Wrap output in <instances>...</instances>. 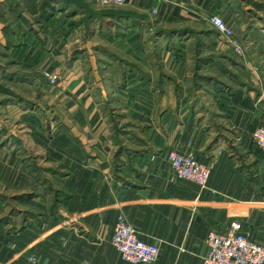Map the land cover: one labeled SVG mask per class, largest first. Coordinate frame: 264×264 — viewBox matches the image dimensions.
Wrapping results in <instances>:
<instances>
[{"label": "crops", "instance_id": "0c3cea01", "mask_svg": "<svg viewBox=\"0 0 264 264\" xmlns=\"http://www.w3.org/2000/svg\"><path fill=\"white\" fill-rule=\"evenodd\" d=\"M189 1L126 0L120 13L88 19V38L95 23L100 30L116 28L103 39L120 47L139 44L141 35L134 33L151 31L150 51L129 55L133 64L90 43L95 59L120 66L114 78L97 79L103 82L99 91L111 93L103 104L109 116L94 106L89 116L76 118L87 131L73 127L60 135L66 146L55 153L47 178L36 183L28 174L24 190L10 191L14 200L39 209L26 213L23 228L10 215L8 224L20 225L15 230L0 216V264H127L110 243L120 214L142 241L159 246L155 264H202L207 234L234 226L264 245V154L251 138L264 125V49L258 51L264 43L248 32L242 56L218 45L207 51L202 25L185 14ZM50 2L45 21L55 11L69 15L68 29L85 27L74 4ZM84 40L78 34L63 39L69 45ZM171 150L191 153L209 168L205 189L172 178L166 161ZM6 163L9 175H25L15 155ZM32 188L38 192L27 191Z\"/></svg>", "mask_w": 264, "mask_h": 264}, {"label": "rangeland", "instance_id": "374dc122", "mask_svg": "<svg viewBox=\"0 0 264 264\" xmlns=\"http://www.w3.org/2000/svg\"><path fill=\"white\" fill-rule=\"evenodd\" d=\"M50 1L0 0V216L5 217L6 227L13 230L20 225L8 224L10 215H16L17 223L23 228L24 222L27 223L24 216L29 211L36 212L39 204L27 205L23 203V198L14 200L10 191L18 193L24 190V177L28 174L36 179V183L40 177L47 178L45 173L56 166L55 153L66 146L60 135L73 127L80 132L87 131V125L81 124L78 128L76 118H86L94 106L102 108L101 115L109 116L104 108L107 106L103 104L109 99L106 95L111 97V93L99 91L103 82L97 79L100 75L114 78L120 66L115 62L104 65L95 59L90 43L104 46L133 64L136 62L130 58L133 53L150 51L148 38L152 34L148 30L134 33V36L141 35L139 44L130 41L131 44L120 47L103 39L104 34L118 32L116 28L100 30L95 23L92 29L96 27V30L92 32V38H88L91 29L88 19L98 22L106 12L120 13L127 2L122 7H115L97 0H63V7L70 4L78 7L83 15L81 20L85 22L84 28H74L72 33L70 28L65 27L69 15L55 16V11H52L53 20L45 21L47 13L51 12ZM186 3V10L191 9L185 13L189 14L188 19L202 25L208 36L207 51H216L218 45L219 49L238 56L231 48L226 49L223 44L219 46V36L208 23L213 15L233 28L234 40L242 53L244 46L247 47L248 32H251L250 38L254 37L261 45L264 43V0H190ZM151 15L155 17L156 12L152 11ZM70 34L83 35L85 40L69 45L63 39L66 40ZM80 47L84 48L81 54ZM263 49L261 46L258 51ZM75 57L78 59L75 60ZM13 155L25 168V175L20 170L9 175L6 160ZM46 159H49L48 164ZM51 188L48 186V201L53 196ZM28 190L33 194L38 192V189Z\"/></svg>", "mask_w": 264, "mask_h": 264}, {"label": "built area", "instance_id": "2783aa9c", "mask_svg": "<svg viewBox=\"0 0 264 264\" xmlns=\"http://www.w3.org/2000/svg\"><path fill=\"white\" fill-rule=\"evenodd\" d=\"M105 5L122 7L126 0H97ZM210 27L218 34L226 49L243 55L241 47L234 40L233 28L220 17L213 15L208 20ZM255 146L264 154V126H258L251 135ZM168 167L175 180H183L206 188L209 168L197 162L191 153L171 150L166 157ZM119 259L127 264H155L160 256L157 244H147L120 214L110 240ZM206 251L202 264H264V245L243 235L237 226L225 232L210 231L205 239Z\"/></svg>", "mask_w": 264, "mask_h": 264}]
</instances>
